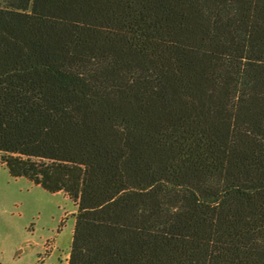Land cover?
<instances>
[{"label":"trees","instance_id":"1","mask_svg":"<svg viewBox=\"0 0 264 264\" xmlns=\"http://www.w3.org/2000/svg\"><path fill=\"white\" fill-rule=\"evenodd\" d=\"M0 163L67 264H264V0H0Z\"/></svg>","mask_w":264,"mask_h":264},{"label":"rangeland","instance_id":"2","mask_svg":"<svg viewBox=\"0 0 264 264\" xmlns=\"http://www.w3.org/2000/svg\"><path fill=\"white\" fill-rule=\"evenodd\" d=\"M75 211L63 192L27 179L1 181L0 264H67Z\"/></svg>","mask_w":264,"mask_h":264},{"label":"crops","instance_id":"3","mask_svg":"<svg viewBox=\"0 0 264 264\" xmlns=\"http://www.w3.org/2000/svg\"><path fill=\"white\" fill-rule=\"evenodd\" d=\"M5 171H7V172H5ZM12 179H14V178H12L10 175H9V172H8V170L4 167V165H2L1 163H0V182L1 181H6V182H9L10 180H12ZM20 179H26V178H24V177H19V178H16L15 180L16 181H20ZM27 185V184H26ZM17 247H19V248H21L20 249V251L22 250V247H23V244H17Z\"/></svg>","mask_w":264,"mask_h":264}]
</instances>
